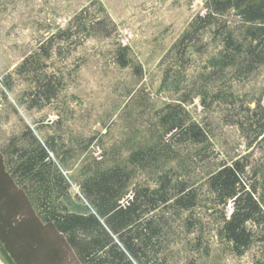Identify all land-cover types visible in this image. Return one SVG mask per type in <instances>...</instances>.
<instances>
[{
  "label": "rangeland",
  "instance_id": "obj_1",
  "mask_svg": "<svg viewBox=\"0 0 264 264\" xmlns=\"http://www.w3.org/2000/svg\"><path fill=\"white\" fill-rule=\"evenodd\" d=\"M209 14L211 21L202 25ZM258 29L233 10L216 13L209 0H0V150L14 140L25 145L28 130L43 143L54 139L56 159L75 180L83 164L104 151L127 157L133 142H159L165 131L159 117L168 106L182 104L186 124L206 127L210 143L164 134L175 153L162 156L158 167L197 189L199 203L180 214L158 212L167 217V255L158 264H264V241L256 238L264 227L248 223L255 241L243 255L236 252L221 234L222 215L230 217L233 201L219 202L209 187L213 173L239 160L253 176L249 187L264 177V129L258 128L264 61L244 71L249 59L242 51L224 71L210 64L233 51L225 45L229 35L264 52ZM119 46L130 48L128 68L116 59ZM181 69L187 76L183 92L162 89L165 72ZM50 80L55 95L40 94L32 106ZM68 150L74 154L65 166L58 153ZM147 172L140 170L141 184L157 183Z\"/></svg>",
  "mask_w": 264,
  "mask_h": 264
},
{
  "label": "trees",
  "instance_id": "obj_2",
  "mask_svg": "<svg viewBox=\"0 0 264 264\" xmlns=\"http://www.w3.org/2000/svg\"><path fill=\"white\" fill-rule=\"evenodd\" d=\"M209 1L216 13L225 15L233 10L247 24L259 27L256 36L261 37L259 44L264 41V0ZM210 19L209 14L201 20V24L209 23ZM69 32L68 29L62 34ZM225 45L233 51L223 58L210 61L216 70L224 71L235 65L236 54L242 51L249 59L244 71H251L257 61H264L261 45L245 48L232 35L226 38ZM116 55L122 68L130 67L128 46H119ZM136 71L143 74L141 67ZM186 80L183 69L167 71L161 88L178 94L183 92ZM55 92L56 88L50 80L39 92L38 100L36 95L33 96L32 106L37 105L40 94L50 99ZM192 93L189 90L185 93L186 97H191ZM184 99L187 101L188 98ZM261 99L263 105L260 106L258 128L263 131L264 93ZM188 117L182 104L168 106L159 117L164 134L179 132L178 137L208 146L207 128L195 121L186 124ZM164 134L155 144L133 142L127 157L118 156L114 154L115 151L112 154L104 151L103 157L89 159L83 167L82 178L75 180L68 176L56 159L55 152H59V149L54 139L43 143L28 130L23 134L25 138H30L25 145L18 146L17 140H14L0 150L2 263L162 262L167 255L164 254L167 217L158 212L164 210L180 214L184 210H194L199 203L197 189L190 188L185 180L177 181L171 170L158 167L162 156L175 153L169 142L165 141ZM95 142V138L89 141L86 146L89 152ZM58 154L63 165H67L74 152L68 150L62 155ZM245 168L243 160L235 161L232 165L224 164L210 176L209 181L210 190L217 192L219 202L226 204L229 200L233 201L234 210L230 217L222 215L221 234L241 255L252 247L256 236L247 224L251 222L264 227V192H259V188L264 187V177L262 183L251 182L249 187L246 183L252 181L253 176L248 177ZM141 169L156 176L153 182L157 183L151 184L153 187L149 183L141 184L138 179ZM195 224L196 220H191L190 225ZM256 238L264 241V233Z\"/></svg>",
  "mask_w": 264,
  "mask_h": 264
},
{
  "label": "crops",
  "instance_id": "obj_3",
  "mask_svg": "<svg viewBox=\"0 0 264 264\" xmlns=\"http://www.w3.org/2000/svg\"><path fill=\"white\" fill-rule=\"evenodd\" d=\"M49 162V161H48ZM88 162V161H87ZM87 162L85 164H83L82 168H81V171H80V176L78 177L79 179L82 178V170H83V167L87 164ZM65 166H69V163ZM65 172H67V170H65L64 168H62Z\"/></svg>",
  "mask_w": 264,
  "mask_h": 264
},
{
  "label": "water",
  "instance_id": "obj_4",
  "mask_svg": "<svg viewBox=\"0 0 264 264\" xmlns=\"http://www.w3.org/2000/svg\"><path fill=\"white\" fill-rule=\"evenodd\" d=\"M0 264H2V263L0 262Z\"/></svg>",
  "mask_w": 264,
  "mask_h": 264
}]
</instances>
